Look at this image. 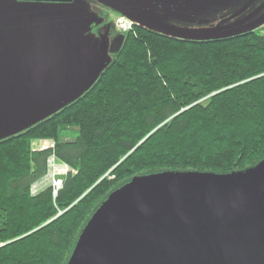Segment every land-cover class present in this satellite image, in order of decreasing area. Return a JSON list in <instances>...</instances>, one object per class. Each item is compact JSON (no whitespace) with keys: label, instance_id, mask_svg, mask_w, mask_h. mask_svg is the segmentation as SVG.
<instances>
[{"label":"trees","instance_id":"obj_1","mask_svg":"<svg viewBox=\"0 0 264 264\" xmlns=\"http://www.w3.org/2000/svg\"><path fill=\"white\" fill-rule=\"evenodd\" d=\"M263 27L197 41L134 24L83 94L0 140V264H67L97 209L135 176L261 162ZM52 157L69 168L62 187L32 194Z\"/></svg>","mask_w":264,"mask_h":264},{"label":"water","instance_id":"obj_2","mask_svg":"<svg viewBox=\"0 0 264 264\" xmlns=\"http://www.w3.org/2000/svg\"><path fill=\"white\" fill-rule=\"evenodd\" d=\"M79 1L60 0L51 3L54 8H46L45 4L50 5V3L40 0L20 3H12L8 0L6 5H0V140L20 133L51 116L78 98L93 84L92 82L86 88H84L85 83L79 84L80 72L77 71L75 75L74 68L70 70L71 64L66 60L67 53L51 49L56 46L50 48V53H44L46 56L39 61V74L34 78L19 80L13 84L17 76L13 72L14 59L11 55L16 50L18 43L16 39L27 41L34 46L36 53H43L45 46L36 44L38 39L63 38L67 24L77 16L76 3ZM177 1L180 0H100L102 4L128 17L136 25L185 40L219 39L255 31L264 26V16H261L241 26L233 24L198 30L184 29L167 26L151 18L147 12L155 8L156 4L171 7L173 2ZM213 1L220 0H181L180 7L187 8L186 12H188L199 7L200 4ZM61 21H65V25L60 24ZM121 41L122 35L114 38L111 53H117ZM109 61L101 65L94 81L110 63ZM29 88L31 94L25 96L24 92ZM82 88L84 89L81 90ZM28 104L49 107V111L41 116L38 115L39 117L36 116L37 118H30V114L22 117L24 107ZM10 109H12L11 114ZM5 121L7 126H4ZM255 167L264 169V159L252 168ZM208 192V187L199 183L195 185V189L184 186L175 192L173 204L163 205L161 197L158 199L152 192L145 191L141 201L133 199L120 205L121 208H125L127 215L129 207L136 201L137 208L141 207V211L136 216L130 233L124 234L123 230L120 231L121 240L115 248L116 251L103 254L99 252L101 247L89 242L82 243L81 235L84 228L67 264H96L97 260H100L98 257L114 255H118V260L110 264H264V229L260 234L251 233L250 230L246 233L244 223L241 233L237 236L231 232L216 234L213 230L204 228L202 232L175 239L174 233L188 232L189 229L185 227L187 220L191 223H199L208 219L204 213L210 200ZM111 194L100 207L105 205ZM199 197L203 200L198 201ZM145 208L149 211L139 217ZM149 220H152V226L148 228L149 232L140 237V246H133V241L138 239L139 233L147 229L145 224ZM107 223L105 220L104 226ZM176 241L181 243H175ZM105 243L102 242L103 247Z\"/></svg>","mask_w":264,"mask_h":264},{"label":"rangeland","instance_id":"obj_3","mask_svg":"<svg viewBox=\"0 0 264 264\" xmlns=\"http://www.w3.org/2000/svg\"><path fill=\"white\" fill-rule=\"evenodd\" d=\"M180 1L173 2L171 7L156 4L155 8L147 12L151 18L159 20L167 26L196 30L233 24L241 26L264 16V0L213 1L203 5L200 4L199 7L188 12H186L187 8L180 7V4H182ZM6 3H8V0H0V5L4 6ZM12 3L16 2L12 1ZM79 3H76L78 4V7H76L77 16L67 24L63 38L42 37L38 39L36 44L45 46L43 53H36L34 46L28 44L27 41L20 40V38L16 39L18 42L16 50L11 55V58L14 59L13 72L17 76L13 84L19 80L34 78L39 74V61L43 56H46L44 53H50L51 49L56 52L67 53L66 60L71 64L70 70L74 68L75 75L77 71L80 72V74L78 73L80 75L79 84L83 85L85 83L84 88L94 82L104 62L112 61L114 53H111L110 50L113 38L122 34L117 25L120 13L102 4L100 0H80ZM98 4H102L104 8H100ZM51 5V3L50 5L45 4V7L54 8ZM153 19L150 20L154 21ZM60 24L65 25V21H61ZM260 32L264 34V27ZM54 46L56 47L51 48ZM105 49H107V52H105ZM28 94H31L30 88L24 92L25 96ZM11 110L9 111L10 114ZM48 111L49 107L28 104L24 107L22 117L28 114H30V118L39 117ZM24 120L26 119L24 118ZM6 123L5 121L4 126H7ZM40 143L45 145L49 144L50 141L41 140ZM34 147L36 148V146ZM65 168H67L66 165L56 163L55 167L49 169V173L52 177L54 171ZM60 174H64V172L60 171ZM60 177L62 178V176ZM197 183L206 185L209 190V205L204 209L205 216L208 219L199 223H191L187 220L185 227L189 229L188 232L172 233L175 239L202 232L204 228L211 229L216 234L231 232L234 236H237L241 233L243 223L246 233L249 230L254 234L262 232V229H264L263 168L250 167L229 173L194 170L161 171L135 176L133 180L115 190L105 205L97 210L85 226V233L83 232L81 235L83 236L81 242H89L96 247H101L99 252L103 254L116 251L115 248L121 240L120 231L123 230L124 234L130 233L136 221V216L141 211V207L137 208V202L134 201L126 215L125 208L120 207L121 204L128 203L133 199L141 201L145 191L152 192L158 199L161 197L163 205L173 204L175 192H178L184 186L195 189ZM197 200L202 201L203 199L199 197ZM158 203L161 204V202ZM160 208L164 209L162 206ZM165 210L170 211L171 209ZM148 211L149 209L145 208L139 217ZM105 220L108 222L106 226H104ZM145 226H147V229L139 233L138 239L133 241V246H140V237L149 232L148 228H151L152 220L147 221ZM102 242H106L104 247ZM175 243L181 242L176 241ZM117 256L98 257L100 260H97L96 264H110L112 261L118 260Z\"/></svg>","mask_w":264,"mask_h":264},{"label":"built area","instance_id":"obj_4","mask_svg":"<svg viewBox=\"0 0 264 264\" xmlns=\"http://www.w3.org/2000/svg\"><path fill=\"white\" fill-rule=\"evenodd\" d=\"M117 25L120 28V30H122L123 32H127V31H129L133 27V22L131 20H129L128 18H126V17H120L117 20ZM55 164H56L55 159L54 158H51L50 159V167H53V166L55 167ZM60 171L66 173L68 171V168L59 169L58 171H54L52 177L50 175V178H47V179H44V180H41V181L35 183L32 186V188H31L32 194H37L43 187H45L49 183V181L53 183L54 188H55L54 192L56 193L57 190L62 185V181L61 180H58L56 178V176L58 174H60Z\"/></svg>","mask_w":264,"mask_h":264},{"label":"flooded vegetation","instance_id":"obj_5","mask_svg":"<svg viewBox=\"0 0 264 264\" xmlns=\"http://www.w3.org/2000/svg\"><path fill=\"white\" fill-rule=\"evenodd\" d=\"M10 2L14 1L16 3H20V2H23V1H38V0H9ZM40 1H43V2H48V3H54V2H57V1H60V0H40ZM65 1V0H64ZM73 1V0H70V2ZM87 1H91V0H87ZM100 6V8H104L102 4H98ZM111 13V12H110Z\"/></svg>","mask_w":264,"mask_h":264}]
</instances>
